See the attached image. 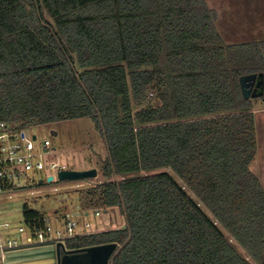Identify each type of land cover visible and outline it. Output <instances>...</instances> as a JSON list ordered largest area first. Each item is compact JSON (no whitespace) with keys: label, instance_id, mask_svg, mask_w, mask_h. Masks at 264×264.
<instances>
[{"label":"trees","instance_id":"1","mask_svg":"<svg viewBox=\"0 0 264 264\" xmlns=\"http://www.w3.org/2000/svg\"><path fill=\"white\" fill-rule=\"evenodd\" d=\"M215 18L204 0H0V119L88 117L106 148L105 179L79 206L117 207L124 225L67 249L116 242L109 264H264L254 97L239 83L264 76V41L225 43ZM22 214L45 225L28 203Z\"/></svg>","mask_w":264,"mask_h":264},{"label":"rangeland","instance_id":"2","mask_svg":"<svg viewBox=\"0 0 264 264\" xmlns=\"http://www.w3.org/2000/svg\"><path fill=\"white\" fill-rule=\"evenodd\" d=\"M53 131L56 132L55 135L52 134ZM26 133L35 134L38 139L51 140L52 147L55 148L53 161L64 163L70 169L95 168L97 174L94 177L77 180L55 179V181L45 180L39 183V177L50 170L29 172L30 177H35L37 181L35 184L14 190L12 196L0 195V221L9 223V232H12L15 238L20 239L18 225L23 221L22 208L25 203L44 212L45 221L52 227V233L56 229L64 230L67 219L77 221L80 226L89 223L90 227L86 230L90 232L123 227V215L117 207L106 209L90 207L84 210L79 206L80 192L105 179L101 173V162L106 156V148L90 118L82 117L33 125L26 128ZM96 209L100 211L99 214L95 213ZM63 214H66V217H59ZM24 236L28 239L30 237L27 228ZM3 264H56L55 243H44L23 249L13 256L12 253L7 252Z\"/></svg>","mask_w":264,"mask_h":264},{"label":"built area","instance_id":"3","mask_svg":"<svg viewBox=\"0 0 264 264\" xmlns=\"http://www.w3.org/2000/svg\"><path fill=\"white\" fill-rule=\"evenodd\" d=\"M55 148L52 147L49 138L38 139L37 135L26 133V128H14L8 122L0 119V195L12 196L14 190L25 188L35 184L34 176L30 177L29 172L46 170L44 176L38 181L42 182L52 175V180L58 179V172L68 168L64 163L53 161ZM55 171V173H51ZM57 177H56V175ZM50 181V182H51ZM41 182V183H42ZM96 214L100 211L96 209ZM66 217V214H63ZM63 215L59 216L64 218ZM89 223L80 226L75 220L67 219L64 230L56 229L52 233V227L46 223L43 227L30 229L22 224L18 225L20 236L25 233L26 228L32 235V242L37 244L63 242L66 238L75 235L87 234L90 231ZM10 226L7 221H0V258L3 260L6 253L12 249L22 246L20 239L9 232ZM64 232V233H63Z\"/></svg>","mask_w":264,"mask_h":264},{"label":"crops","instance_id":"4","mask_svg":"<svg viewBox=\"0 0 264 264\" xmlns=\"http://www.w3.org/2000/svg\"><path fill=\"white\" fill-rule=\"evenodd\" d=\"M204 1L215 12V27L225 43L264 41V0ZM252 102L256 131V154L250 163V169L258 177L264 189V96L254 97ZM24 234L20 236L22 246L8 251L12 253V256L23 249L40 245L32 242L31 234L29 239ZM0 264H3L1 258Z\"/></svg>","mask_w":264,"mask_h":264},{"label":"water","instance_id":"5","mask_svg":"<svg viewBox=\"0 0 264 264\" xmlns=\"http://www.w3.org/2000/svg\"><path fill=\"white\" fill-rule=\"evenodd\" d=\"M263 73H250L239 78L241 92L244 98H253L263 93ZM158 105V101H155ZM56 134L55 131L52 132ZM97 174L95 168L90 169H64L58 172V180H77L94 177ZM52 175L46 178L50 182ZM42 182V179L38 181ZM64 217V215H63ZM116 242L91 245L77 249H67L63 242H57L56 264H109V258L117 247Z\"/></svg>","mask_w":264,"mask_h":264}]
</instances>
